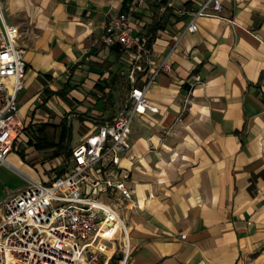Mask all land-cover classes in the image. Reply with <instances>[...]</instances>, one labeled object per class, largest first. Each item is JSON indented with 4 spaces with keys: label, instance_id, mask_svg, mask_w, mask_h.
<instances>
[{
    "label": "crops",
    "instance_id": "obj_1",
    "mask_svg": "<svg viewBox=\"0 0 264 264\" xmlns=\"http://www.w3.org/2000/svg\"><path fill=\"white\" fill-rule=\"evenodd\" d=\"M131 1L4 2L27 48L21 127L6 157L22 175L16 192L68 173L73 149L129 107L132 88L166 59L171 70L146 92L158 111L135 116L117 167L92 171L113 172L133 192L132 202L101 196L128 219L127 264H264V0H221L220 13L195 18L196 31L187 26L207 0L136 6L133 36L149 53L134 81L133 52L101 42ZM99 246L120 264L114 242Z\"/></svg>",
    "mask_w": 264,
    "mask_h": 264
},
{
    "label": "built area",
    "instance_id": "obj_2",
    "mask_svg": "<svg viewBox=\"0 0 264 264\" xmlns=\"http://www.w3.org/2000/svg\"><path fill=\"white\" fill-rule=\"evenodd\" d=\"M5 1L8 0H0V162L3 163L21 127L17 95L24 87L27 53L18 40L20 28L5 18ZM147 1L132 0L126 11L109 19L101 37L104 45L118 43L133 52L132 81L135 71L146 70L142 58L149 50L133 36L129 14ZM207 8L220 13L221 0H207L195 12L188 31L197 30L195 18L205 14ZM170 70L165 59L144 86L132 88L131 105L73 149V166L68 173L56 176L48 184L31 179L0 203V264H107L99 252L103 241L114 242L120 264H127L131 254L128 219L101 196L112 193L132 202L133 192L113 172L101 178L92 171L98 164L119 165L120 154L131 146L135 116L147 110L158 111L146 98L150 84L157 74ZM85 185L96 188L97 193L84 192Z\"/></svg>",
    "mask_w": 264,
    "mask_h": 264
},
{
    "label": "rangeland",
    "instance_id": "obj_3",
    "mask_svg": "<svg viewBox=\"0 0 264 264\" xmlns=\"http://www.w3.org/2000/svg\"><path fill=\"white\" fill-rule=\"evenodd\" d=\"M21 183L22 175L10 165L0 162V203L10 193L14 192L13 194H15Z\"/></svg>",
    "mask_w": 264,
    "mask_h": 264
}]
</instances>
